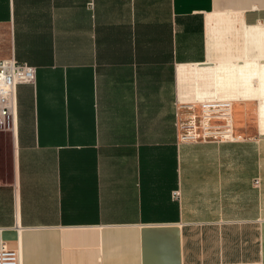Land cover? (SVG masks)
I'll use <instances>...</instances> for the list:
<instances>
[{"label":"crops","instance_id":"obj_1","mask_svg":"<svg viewBox=\"0 0 264 264\" xmlns=\"http://www.w3.org/2000/svg\"><path fill=\"white\" fill-rule=\"evenodd\" d=\"M9 59L36 70L0 133L21 264H264L262 99L233 90L237 141L175 129L179 103L227 98L212 71L264 63V0H0Z\"/></svg>","mask_w":264,"mask_h":264},{"label":"built area","instance_id":"obj_2","mask_svg":"<svg viewBox=\"0 0 264 264\" xmlns=\"http://www.w3.org/2000/svg\"><path fill=\"white\" fill-rule=\"evenodd\" d=\"M34 67L9 59L0 61V133L12 134L17 124L16 89L32 84ZM175 129L181 142L226 143L238 140L233 127L232 101L212 96L179 103ZM258 181H254L257 186ZM177 197L178 193L174 192ZM18 250L0 245V264H21Z\"/></svg>","mask_w":264,"mask_h":264},{"label":"bare ground","instance_id":"obj_3","mask_svg":"<svg viewBox=\"0 0 264 264\" xmlns=\"http://www.w3.org/2000/svg\"><path fill=\"white\" fill-rule=\"evenodd\" d=\"M181 71V69H180ZM188 71V70H187ZM186 71V73H187ZM208 72V70H207ZM181 73V72H180ZM190 74L199 73L189 70ZM217 75H220L224 79L225 89L227 91V99L234 100L233 90L237 86L244 90V98L250 97L251 91L253 92V98H261L262 102L260 104L259 116L262 122V131L264 130V63H246L240 67H235L234 65L221 66L217 71H212ZM183 74V72H182ZM257 82V86L253 84ZM223 85V86H224ZM238 98V97H237ZM260 100V99H259ZM233 111V107H232Z\"/></svg>","mask_w":264,"mask_h":264},{"label":"rangeland","instance_id":"obj_4","mask_svg":"<svg viewBox=\"0 0 264 264\" xmlns=\"http://www.w3.org/2000/svg\"><path fill=\"white\" fill-rule=\"evenodd\" d=\"M230 100V99H229ZM232 101V104H234V101L233 100H231ZM244 102H255L256 103V109H255V111H256V118H257V108H258V106H257V104H258V101L257 100H253V99H251V100H246V101H244ZM237 105V104H236ZM235 105V106H236ZM252 109V108H251ZM236 111H237V114H238V112L239 111H242L243 112V117L241 118V120H240V122H239V124H240V127H241V132L242 133H247V134H250V133H252V132H254V130H255V127H254V116H253V111L251 110V112L249 113V112H247L246 113V111L244 110V109H242V107L241 108H239V109H236ZM251 114V115H250ZM238 131V130H237ZM241 132H240V134H241ZM238 135H240L239 133H237ZM242 135V134H241ZM240 135V136H241Z\"/></svg>","mask_w":264,"mask_h":264}]
</instances>
